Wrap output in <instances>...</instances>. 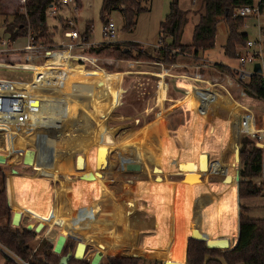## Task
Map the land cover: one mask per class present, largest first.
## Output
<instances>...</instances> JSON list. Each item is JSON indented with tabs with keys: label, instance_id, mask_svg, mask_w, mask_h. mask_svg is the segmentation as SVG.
Listing matches in <instances>:
<instances>
[{
	"label": "trees",
	"instance_id": "obj_1",
	"mask_svg": "<svg viewBox=\"0 0 264 264\" xmlns=\"http://www.w3.org/2000/svg\"><path fill=\"white\" fill-rule=\"evenodd\" d=\"M143 1L144 0H103L101 18L106 24L109 21L107 17L110 15L111 11L120 10L124 19L123 29L126 32H130L136 28L138 16L148 11ZM254 1L255 0H203L204 12L201 13L199 22L194 27L192 41L189 44H184L182 39L185 27L189 22V11L183 10L180 7L179 0H171L170 12L160 23L161 44H163V46L158 49L159 55L148 54L142 49L136 54L135 47L139 48V43H129L128 47H122L120 44L113 42L91 47L84 55L97 58L112 57L118 60H161L169 63L175 62L179 54L192 53V55L197 58L201 52L215 48L218 25L224 22L228 31L227 41L224 45V53L230 58H235L237 46H245L249 39L248 33L241 30L246 17L235 16V10L240 7L253 5ZM61 3L62 0H26L25 3L20 0L18 8L13 13V20L5 25V31L9 34L10 42L13 43L21 37L31 35L33 37V44L36 46L42 44L49 46L56 45L53 35H50L48 30L47 12L53 4L62 5ZM76 3L79 4V0H76ZM260 4L264 8V0H262ZM6 9L8 13V6H2L0 0V28L3 26L1 16L6 14ZM91 31L92 26L87 25L85 30L87 39L91 36ZM167 39H169L170 42H166ZM21 55V53L6 54L0 57V61L4 62V64L9 67L16 68L24 62ZM68 63L69 53L66 50L57 51L48 55L46 70L42 71L37 68H27L20 75H17L15 79L12 80V86L16 92L17 101L23 104L24 108H27L37 99H50L58 96L68 73ZM216 67L220 68L222 71H230L229 66L221 63H216ZM75 74L83 79L91 81L84 69ZM110 75L111 74H107V77ZM199 81L202 90L192 92L191 95L195 110L198 112L199 117H204L208 106L210 107L211 105L223 107L226 111L225 113H232L234 110L233 107L240 105L237 99L224 100L222 98L210 97V93L219 84V81L203 78ZM115 95L116 93H110V96L115 97ZM242 100L243 102L245 101L244 108H247L243 113L251 111L250 109L256 110V108L260 107V103L264 102L263 75H251L248 83L244 84ZM14 106L15 104L9 106L11 112L10 118L5 121H0V137L4 134L7 135L9 145L13 148L8 155L3 156L4 162L7 164L13 160H24L28 154H32L31 162L28 165H36L39 169L38 171H40L45 168L50 159H42L40 156L36 155L40 147L36 122L40 125H44V122L49 119L48 116H50L51 113L42 112L37 117L26 120L22 113V108L17 110ZM96 109L98 110V108ZM98 112L101 116V130L104 127L102 125H104V118L107 110H98ZM243 113L239 114L241 116V125ZM227 117L229 121H232V118L228 115ZM50 119L52 118L50 117ZM50 119L48 123H53ZM226 124L224 126H226ZM224 126L222 125V128H224ZM241 130L242 126L239 131L242 137L240 136L234 151H230V149L224 150L222 147L214 149L215 153H219L221 149L225 151L226 154L224 153L221 158L218 154L212 155V153L200 149L193 155L185 156L178 161L171 160L163 162L164 167L161 164L155 165L154 169L156 168V172H162L163 168L166 167L176 169L177 165L188 167L189 172L192 174L187 178V181L194 183L198 181V176L194 175V172L217 173L222 179L221 190L225 189L226 186L230 188L228 208L218 216V221L220 219H226L229 221V227H231L229 235L216 236L215 233L217 232L216 228L218 222H214V229L212 232L205 234L200 229L195 215H192L191 220L194 230L191 231L193 234L188 238L185 259L178 260L181 255H178L179 257L174 255L176 259L168 255L164 261H155V264H224V262L227 264H264V218H251L248 215L249 209L243 204L237 205L235 202L237 197H258L264 194V181L260 184L256 181L258 178H264V148L258 147L257 140L251 135H244ZM229 132L230 131H222L221 136H227ZM35 143H39V146L37 145L35 149L29 148L28 145H33ZM64 144L65 143L62 142V155H67L64 151ZM239 146H242L240 151L237 149ZM86 147L88 148V146L84 148L83 146L81 147L71 143L69 144V154L74 157L76 156L77 172L85 176L90 174L93 170H96L98 173L97 182L93 191H82L85 197L89 195L90 201L95 207V215L90 219H78L76 214L73 218V212L79 210L80 206L85 202H81L80 200L81 205H79L77 209V204L73 201L74 204L70 203L64 213L55 221V225L57 224L61 227L64 235L74 234L82 240L84 239L77 246L75 252L77 258L86 256V245L84 243L86 240H89L90 243L98 247L99 251L95 252L92 257H89L93 264H98L102 253H108L110 251V254H114V252H118L116 249H103V246L105 244L104 242L112 238L113 235H117L120 231L114 234L101 232V235L98 234L97 231L98 237L96 239L89 235V237H86L85 235V228H93L94 231L98 230L96 227L99 225L97 224L99 216L110 211L106 201L109 183L100 176L104 167L103 158L107 155L106 148L95 146L97 155H95L96 159L92 160L88 155ZM5 171V166L0 164V220H6L4 224L0 223V244L29 264H59L62 256L58 255V253L62 250L65 240L64 237H61L57 253H55L54 248L56 243H54V240L56 236L54 235L55 231H52L54 229H51L47 233V237L37 241V233L34 229H28L22 222L19 226H14L12 224L14 216L12 208L17 212V202L19 200H29L37 195L36 181L40 178L39 172L35 175H23L13 172L10 175L9 184L7 186ZM67 178L72 189L79 187L76 181L69 177ZM187 185L189 186H176L172 184V182H169L168 186H164V189L172 194L174 202L177 203L176 205L183 208L185 211L190 209V194L194 191L193 184L188 183ZM75 198L76 197H73V199ZM43 209L44 213H37L33 216L35 220L39 221L37 224L39 230H41L42 223H48V219L50 218L47 208L45 207ZM172 210L173 209L169 208L162 213L160 217H171ZM236 210L240 211L238 223V219L235 218ZM68 215L70 217H68ZM20 218L18 214L16 217L17 223ZM69 244L70 241H67L63 251L70 249ZM0 255L5 256L6 264H20L4 249L0 248ZM143 260L144 258L142 256H115L106 258L104 264H141ZM70 264L91 263L84 260H70Z\"/></svg>",
	"mask_w": 264,
	"mask_h": 264
},
{
	"label": "rangeland",
	"instance_id": "obj_2",
	"mask_svg": "<svg viewBox=\"0 0 264 264\" xmlns=\"http://www.w3.org/2000/svg\"><path fill=\"white\" fill-rule=\"evenodd\" d=\"M102 1L103 0H79V4L70 3L57 5V9L54 14L52 8L48 9L47 26L50 35H53V39H55L56 42V45H51L50 47L57 48L62 43H69L71 40L64 35L65 32L75 30L83 34L86 30L87 24L92 26L91 36L89 37L90 41L88 40V43L101 45L103 43L110 42L109 39L103 35V27L105 23L101 18ZM6 2L7 0H1L2 6H4ZM179 2L180 6L183 9L189 11V22L185 27L182 39V42L184 44H189L192 41L194 27L199 22L201 13L204 12L203 0H179ZM170 3L171 0H144L143 4L145 7H147L148 11H145L138 16L137 26L134 30L130 32H126L123 29L124 19L122 12L120 10L111 11L107 19L112 20L116 24L117 31V39L113 43H118L122 47H128L129 43H139V48L135 47L136 54L140 49H142L148 54L159 55L158 49L163 46V44H161L160 23L170 12ZM8 8L9 13H7L6 9V14L1 16L3 27H5L8 22H11L13 20V14L11 13L14 9L16 10L18 8V3L10 0ZM261 21H264V17L261 18ZM258 24L259 22L255 16H248L246 17L244 24L241 27V30L248 33L249 39L256 40L259 36ZM4 32L5 30L1 28L0 33L2 36ZM227 37L228 31L226 24L224 22H221L219 23L217 29L215 48L201 52L198 58H195L192 53L179 54L176 60L180 63H186L189 65L179 69H184L187 71V73L184 74L183 78L177 80L172 81L168 79V83L171 84L172 92L177 89V91L180 92V96H191L192 92L202 90L199 80L203 77V79H212L216 80L217 82L219 81L220 83L222 79H224L225 75L228 74L230 76L225 79L223 84L224 88L220 89H223L222 95L225 96L222 99H237L239 101L240 105L234 106V112L232 111V113H225L226 111L221 106L219 107L211 105L210 107L208 106V109L206 110V115L204 117H199L198 112L196 110L191 108V106L187 107L186 103H184L182 104L184 109L182 110L180 115L177 114L178 112L176 114H172L170 115V117H168L167 121L165 122L164 127L170 129V131H162V133H164L163 141L157 142V139H155V137H149L150 139H147V132L142 133V131L138 130V128L141 126L140 114L144 105H147V100L152 98L151 102L153 101V103H155L153 89L154 87H156L155 85L158 82L157 78L146 76L141 73L140 70L145 69L142 67L143 65L141 62H132L131 64L129 62L124 63L123 61L112 57H101L99 65L104 68V70H106L107 74H122V79L118 83L120 88L119 92L122 95L121 98H115L116 96H110L109 99L105 100L104 104L102 105L101 110H110L109 115H107L105 118V125H102L104 127L101 130H98V127L101 125L97 124L98 120H96L94 124V120L92 121L90 119V111H88L86 107H82L83 105H79L81 107L76 110V112L71 118H68L65 121H57L56 119L59 118H56L54 113L51 112L52 114L48 117L49 119L50 117L52 118L50 120L53 121L54 124L48 123L49 119L44 122V125H40L36 122V127H38V139L40 143V157L42 159H46V154L51 151L52 148H54L53 146L55 144L57 145L62 142L63 139L66 140L63 147L69 146V143H71L73 140H75L76 142L77 140H79L81 142V147L83 145V147L85 148V145H88V148H86L88 150V155L92 160H95V155H97V150L95 146H102L106 148L107 155L103 158L104 167L100 176L109 183V191L107 192L108 197L106 201L111 205L109 204L108 208H112L114 204V206H116L117 208V211L113 212L112 216L107 215V213H103L102 215H100L98 218L99 220L97 222V224L99 225L98 227H96L98 228V230L94 231L93 228H85V235L86 237L91 236L92 238L96 239L98 237V234L101 235V232L106 234H114L117 233V231L120 232L117 235H113L112 238L104 242L105 244L103 246V249L106 248L108 250L111 248L118 250V252H114V254H110V251L108 253H102L98 264H104L106 258L108 257L135 255L142 256L144 258L141 264H155V261L153 259L151 260L143 256L142 254L135 253L137 251V248L135 247L136 241L134 239L135 231L132 227L129 226L130 220L136 218V212L140 211V208L142 207V201L140 200L139 196L142 193L140 185L141 180L144 176L146 177L147 174H151L150 176L154 178L153 180H151V182H153L154 184H161L164 180L165 182H168L169 180H185L189 178V176L192 174L191 172H189L188 167L177 165L176 169H170L167 167L163 168V162H168L171 160L178 161L184 158L185 156L193 155L196 151L200 149L206 150L212 153V155L218 154L221 158L225 153L223 149H230V151H234V148L237 146L238 140L242 135L239 132V125L241 122L239 110L245 109V101L243 102L242 99L244 94V84L248 83L249 77H246L242 81H240L237 77V74L239 73L241 68L239 61L237 60V52H243V46H237L235 58H230L226 56L224 53V45L226 44ZM3 38L6 41H9V36L7 34H4ZM17 40L12 45L13 49L22 51L27 47L29 37H21ZM166 42H170V40L167 39ZM42 45L49 46L46 44ZM12 46L9 42V47ZM89 49L90 48H84L73 51L74 57L81 55L85 52L87 53ZM21 56L24 62L30 63L29 66H33L31 65V63L41 64L42 62H44L42 58L43 56L38 55L37 53L29 54L28 58L25 56L24 53ZM27 59L28 61H26ZM74 61L73 63L75 65ZM215 62L228 65L230 67V71H222L220 70V68L216 67V64L214 67L213 63ZM258 62L262 65L264 76V52H262V57L259 58ZM47 63L48 60L44 64V66L35 67L43 71L47 69ZM26 64L27 63H22L21 65H18L16 67V75H20L22 73L21 68L26 67ZM70 64L71 61L69 59L68 68ZM200 64H209V66L201 68V74L203 77L197 79L196 77H199V73L197 72L198 68L192 66H198ZM244 68L248 73L253 70L252 65H246ZM4 69H7V72H5L6 78L8 79V82L12 84L11 74L15 68L12 67V69H9L8 65L0 61V77L3 75ZM67 75L71 74L68 72ZM2 81L4 80L0 78V82ZM85 94L86 95L83 98L88 101L87 105L90 109L91 104H93V102L95 101H92L93 93ZM211 95L212 94L210 93V97H212ZM9 97L13 99V95ZM260 104V107L256 108L255 110V112L257 111L256 114H258V116V112L264 111V102H261ZM250 110L254 111V109ZM61 112L62 111L59 110L56 112V114H59ZM87 112L89 113V115L87 114ZM122 115L136 116V119L135 117H123ZM227 115L232 118V121H229ZM144 120L146 122V119ZM55 124H58V128H56ZM225 124L226 126H224ZM222 125L224 126V128H222ZM260 126H262V124H260ZM222 131L230 132L227 136L222 137ZM257 141V146L264 148V142H261L258 139ZM1 143L5 144V147L9 150V140L7 139V135L4 134L0 138V145ZM39 143H35L36 145L33 144L28 146L31 149H35L37 145L39 146ZM219 147H222L223 149H221V151L219 150V153H215L214 149ZM240 147L242 148V146H239L237 148L238 151H240ZM3 152L5 153L4 150ZM75 159L76 156H73L71 162L72 164H74ZM123 160H138V162H141L142 160L143 164L146 166V170L139 169L140 172L135 171L132 169H128V165H125V168H123ZM157 164L163 165L162 172H156V168L154 169L155 165ZM69 165L70 159L60 158V161L57 165L58 173L56 178L45 176L39 173V177L44 178L46 181L45 184L48 186L47 188L49 195H47V198L49 199V203L51 200V206H53L55 208V211L57 210L59 213L62 212V210L64 209L63 206L65 205V203L68 205L70 203H73L74 201V203L77 204L76 208L78 209V206L81 205V202L87 200L84 192H82L83 182H85L86 180L84 179L85 175L79 172H65V170H68ZM4 166L6 169L5 174L7 177V186L9 184L10 175L13 172H17L18 174L23 175H35L38 173L39 170L36 165L29 166L23 163V159L17 161H10L7 164H4ZM66 176L76 181L78 184L77 186H79V188L74 190V192H76L74 196V192L72 191V189L64 186L67 183L66 179H68ZM215 176L216 178L218 177V175ZM256 181L258 184H260L262 181H264V178H258L256 179ZM188 183L194 184V182ZM46 185H41V190L45 191L44 188H46ZM70 190L72 191L71 193ZM163 191L165 192V189H163ZM73 197L76 198L73 199ZM166 200L168 199L165 198V201ZM156 203L158 205V201ZM21 207L23 206L21 205ZM12 210L15 211L13 208ZM77 211L78 210L73 212V218L76 216ZM38 212L44 213V209ZM24 215V220L22 221L23 225L28 226L31 223L36 222L35 220H33V217H29V215L27 214ZM68 217L70 216L68 215ZM5 222V219L0 220L1 224H4ZM49 222L50 223L44 222L42 223V225L40 224L41 230L38 229L37 225L33 228L37 233V241L42 240L44 237H47V233L51 229H54L52 231H55L54 235L56 236V239L54 240V243H56L60 235H64L59 225H55V223H52L51 220ZM71 235L72 237H70ZM71 235H64V246L67 241H70V249L64 251L62 250V252L58 253V255L64 256L68 252L72 253V256L75 255L77 246L84 239L82 240L80 237L74 234ZM131 236L132 240L130 239ZM84 243L86 245V256L82 259L72 258L71 260H84L93 264L90 261L89 257H92L95 252L99 251V248L90 243L89 240H86V242ZM1 249L4 248L1 247ZM4 250L12 258H17L16 256L12 255V253L8 250ZM16 261H18L20 264H25L22 263L20 260ZM0 264H6V258L4 255H0ZM224 264L227 263L224 262Z\"/></svg>",
	"mask_w": 264,
	"mask_h": 264
},
{
	"label": "crops",
	"instance_id": "obj_3",
	"mask_svg": "<svg viewBox=\"0 0 264 264\" xmlns=\"http://www.w3.org/2000/svg\"><path fill=\"white\" fill-rule=\"evenodd\" d=\"M11 1L17 2L18 4L20 2V0H11ZM9 2L10 0H7L5 5L8 6ZM14 11L15 9L12 11V14L14 13ZM1 28L5 30V27L2 26ZM4 34H7L9 36V34L6 31L4 32ZM4 34L2 36L0 33V37L3 38ZM3 40L5 39L3 38ZM8 40L10 42V37ZM13 43L10 42V45L12 46ZM91 45L96 46L95 44H91ZM100 59L101 58L91 57L86 55V58L83 61L84 63L83 68L87 72L91 81L87 79H83L78 75H76L75 73H71V75H67L59 95L50 99L40 98L32 102V104H30V106L28 107V110L25 115L26 116L25 119L31 120L37 117L42 112L44 113L53 112L55 117L59 118L56 119L57 121L59 120L65 121L66 119L71 118L76 112V110L83 105L82 107H86V109L90 111V116H91L90 119L92 121L94 120V124L95 121L98 120L97 124L101 125V116L98 110L103 111L101 110L102 105L104 104L105 100L109 99L110 93H116L115 98L117 97L121 98L122 95L119 92L120 88L118 83L122 79V74L114 73L111 74L109 77H107L106 70H104V68H102L99 65V62L101 61ZM121 61H123L124 63L129 62L131 64L132 62H136V63L141 62L143 65L142 67L145 69L140 70V72L146 76L157 78L158 82L155 85L156 87H154L153 89L155 103H153V101L151 102L152 98L147 100V105H144L140 114L141 126L138 128V130L142 131V133L147 132L146 133L147 139H150L149 137H155V139H157L156 140L157 142L163 141L164 133H162V131H170V129L164 127V124L167 121L168 117H170V115L176 114L177 112H178L177 114L180 115V113L184 109L182 105L184 103H186L187 107L191 106V108L195 110L194 101L192 100V97L190 95L180 96V92L177 91V89L174 90V92H172L171 84L168 83V79L173 81L183 78L184 74H186L187 71L184 69L180 70L179 68H184L185 66H189V65L186 63H180L177 60L176 62L173 63H169L161 60H156V61L121 60ZM42 64L43 62L41 64L31 63V65L33 66H29L30 63H27L26 67L21 68V72H24L27 68H36L35 66H40ZM213 64H216V62ZM192 67L198 68L197 72L199 73L198 74L199 77H196L197 79L203 77L201 74V67H199V65L198 66L193 65ZM9 69H12V67H9ZM5 72H7V69L3 70V75L0 77L2 78V80H4L0 82V109H3L0 110L2 112V115L0 116V121H5L10 118L11 112L9 106L16 104L15 101L11 99L9 96L13 95V97L17 100L16 92L13 89L12 84L8 82ZM18 72H19V68H18ZM229 76L230 75L228 74L225 75L224 79H222V81L212 90L211 92L212 97H219V98L225 97L222 95L223 89L220 88H224L223 85L224 81ZM85 93H93L92 101L94 100L95 101L90 106V109L92 110L88 108L87 105L88 101H86L83 98L86 95ZM96 108H98V110ZM59 110H61L62 112L56 114V112ZM242 111L244 112L246 111V109H240L239 114L240 112L243 113ZM250 112H252L255 115L258 127H263L264 111L258 112L259 116L258 114H256L257 111L255 112V110L254 111L251 110ZM109 113L110 110L108 109L105 118L107 115H109ZM87 114L89 115L88 112ZM122 116L135 117L136 119V116H129V115H122ZM105 118H104V125L106 121ZM144 119H146V122ZM260 124H262V126H260ZM55 125L56 128H58V124ZM239 126L241 127V124ZM99 129L100 126L98 127V130ZM252 137H254L256 140L258 139L259 141L264 142V131H257L252 135ZM65 141L66 140L64 139L62 140L63 143H65ZM62 142H60L57 145L55 144L53 146L54 148H52V150L48 152L49 155L48 153L46 154L47 158L50 160L48 164L45 166V168L38 171L39 173L45 176L56 178L58 173L57 165L58 162L60 161V158L70 159L69 168L67 171L65 170V172L67 173L77 172L76 160L74 164L71 163L73 156L69 154L70 153L69 146H66L64 148V151L67 153V155H62ZM71 143H74L78 146H80L81 144L79 140H77V142L73 140ZM3 150L5 151V153L3 152ZM12 150L13 148L10 145L8 150L5 147V144L1 143L0 156L3 157L8 155ZM36 155L40 156V148L37 150ZM31 158H32V154H28L23 160V163L26 161L27 164H30ZM122 165L123 168H125V165H128L129 166L128 169H132L139 172H140L139 169L146 170V166L143 164L142 160L141 162L140 161L138 162V160L136 161L123 160ZM193 174L198 176V181L193 184L194 191L192 194H190L191 202H190V209L188 211H185L183 210V208H180L179 206L176 205L177 203L174 202L173 196L170 192L166 190L165 192L163 191L164 186H168L169 182H172V184H175L176 186L177 185L189 186L187 185L188 184L187 179L169 180L168 182H165L164 180L163 181L164 185H163V183L154 184L153 182H151V180L154 179L153 177L150 176L151 174H147L146 177L144 176L142 178L140 185L142 193L139 196L140 200L142 201L141 203L142 207L140 208V211L136 212L137 215L136 218L130 220V225H129L135 231L134 239L136 241L135 247L137 248V251L135 253L142 254L146 258H149L151 260L153 259L154 261H160V260L164 261V259L168 255H171V258L176 259L174 255H178V254H181V257L178 260L185 259L188 238L193 234L191 231L194 230L193 222L191 220L192 215H195V217L197 218V223L203 233L205 234L211 233L212 230L214 229V222H218V226L216 228L217 232L215 233L216 236L230 234L231 227H229L228 224L229 221H227L226 219L224 220L220 219L218 221V216L228 208L229 205L228 197L230 195L229 193L230 188L226 186L225 189L221 190L222 179L219 176L216 178L215 175H218L217 173L194 172ZM66 182L67 183L64 186L72 189L67 179ZM45 183L46 181L44 178H39L36 181L37 195L29 200H19L17 202L16 211L18 213H22L21 222L24 220V216H25L24 214L29 215V217H33L37 213H40L38 211L46 207L47 212L50 215L49 219L52 221V223H55V221L64 213L65 209L70 205V204L67 205L65 203L62 212L59 213L57 210L55 211V208L51 206L52 205L51 200L49 203V199L47 198L49 192L47 188L48 186ZM41 185H46V188H44L45 191L41 190L40 188L42 187ZM165 198H167L168 200L165 201ZM157 201H158V205L156 203ZM235 202L237 205L243 204L244 206H246L249 209L248 215L251 218L254 219L264 218V194L258 197H247V198L237 197ZM19 203L23 207H21ZM109 204L110 203H108V205ZM169 208L173 209L172 216L168 218H161L160 215L165 211H167ZM108 209L110 210L107 212V215L109 216H112L113 215L112 213L117 211V208L116 206H114V204L112 208H108ZM235 214H236L235 218L238 219L237 220L238 223L240 211L236 210ZM33 220H35L34 217ZM50 220H48V223H50L49 222ZM234 223L236 224L235 221ZM130 239L132 240V236L130 237Z\"/></svg>",
	"mask_w": 264,
	"mask_h": 264
},
{
	"label": "built area",
	"instance_id": "obj_4",
	"mask_svg": "<svg viewBox=\"0 0 264 264\" xmlns=\"http://www.w3.org/2000/svg\"><path fill=\"white\" fill-rule=\"evenodd\" d=\"M24 3L26 0H22ZM261 1L262 0H255L253 5L250 6H244L240 7L235 10V16H241V17H248V16H255L259 22L258 28H259V36L256 40H251L248 39L247 43L245 46H243V52H237V60L239 61V64L241 65L240 71L237 74V77L239 78L240 81L244 80L246 77H251L253 75V70L248 73L245 70L246 65H252L254 68V65L256 63H259V58L262 57V52H264V21H261V18L264 17V8L261 6ZM70 3H76V0H62L61 4H70ZM50 8L53 9V14L55 13L57 9V4H53ZM247 26V25H246ZM67 38H69L71 41L69 43H62L59 45L57 48H52L50 46H45V45H34L33 44V37L29 35V43L25 49L22 51L12 49L9 47V41L3 40V38L0 37V57L6 54H9L11 52H19L21 54H25V56L28 58L29 54L32 53H37L38 55H42L43 57V64L40 65L39 67L43 66L47 62L48 55L53 52L57 51H64L66 50L69 53V59L71 61V64L73 66L74 63L73 61L77 59L79 63L83 66L84 63L83 61L86 58V55L81 54L76 57H74L73 51L77 49H84V48H91L94 47L90 43H88V39L85 36V32L81 34L79 31H67L64 34ZM103 35L109 39L110 42L112 43L115 42L117 39V31H116V24L112 21L109 20L108 23H106L103 27ZM97 46V45H96ZM28 61V59L26 60ZM27 63V62H23ZM209 64H204V65H199V67H208ZM212 66V65H210ZM215 67V64H213ZM263 75V74H262ZM264 77V76H263ZM13 100L15 101V109H21L22 108V113L25 116L26 112L28 110L27 108L23 107V104L18 102L14 97ZM15 113V112H14ZM2 115V112H0V116ZM26 117V116H25ZM242 132L244 135H253L257 131H264L263 127H258L256 117L255 115L247 111L242 114ZM0 246L6 250L3 245L0 244ZM0 247V248H1ZM9 252L12 253V255L16 256L17 258H14L15 260H20L22 263L29 264L28 262H25L21 260L15 253L12 251L8 250Z\"/></svg>",
	"mask_w": 264,
	"mask_h": 264
},
{
	"label": "bare ground",
	"instance_id": "obj_5",
	"mask_svg": "<svg viewBox=\"0 0 264 264\" xmlns=\"http://www.w3.org/2000/svg\"><path fill=\"white\" fill-rule=\"evenodd\" d=\"M84 68L83 67H75L72 64L69 65L68 68V72L71 73H78L80 71H82ZM16 69H14V71L11 74V79H15L16 77ZM86 180L83 183V190L87 191V192H92L93 189L95 188L96 182H97V178H98V173L96 170H93L90 172V174H88L87 176H85ZM79 188V187H77ZM77 188H73L72 191L74 192L75 189ZM71 191V192H72ZM76 192L73 193V196L75 195ZM86 201L84 202L83 205L80 206L78 213H77V218L78 219H90L95 215V207L93 206V204L90 201L89 195H86ZM42 218V217H40ZM36 222L33 223L35 226L38 224V220H35Z\"/></svg>",
	"mask_w": 264,
	"mask_h": 264
},
{
	"label": "water",
	"instance_id": "obj_6",
	"mask_svg": "<svg viewBox=\"0 0 264 264\" xmlns=\"http://www.w3.org/2000/svg\"><path fill=\"white\" fill-rule=\"evenodd\" d=\"M74 62H75V67H79V66H80V67H83V66L79 63V61H78L77 59H75ZM253 74H259V75H262V74H263L262 65H261L260 63H256V64L254 65V68H253ZM241 149H242V148L240 147V150H241ZM24 163H25L26 165H28V164L26 163V161H25ZM0 164H2V165L5 164V162H4V157H2V156H0ZM84 179H86L85 176H84ZM18 214L20 215L21 218H20L19 222L17 223V221H16V217H17ZM21 219H22V214H21V213L14 212V216H13L12 224H13L14 226H19V225L21 224ZM27 227H28V229L32 230V229L35 227V225H34L33 223H31V224L28 225ZM61 237H64V238H65L64 235H60V236H59V238H58V240H57V242H56V244H55V248H54V252H55V253H57L58 246H59V241L61 240ZM70 237H72V235H71ZM64 243H65V240H64ZM64 243H63L62 250H63V248H64ZM62 250H61V252H62ZM59 253H60V252H59ZM72 258L77 259L76 254H75L74 256H72V253H68V254L62 256V258H61L59 264H70V260H71ZM78 259H79V258H78ZM81 259H82V258H81Z\"/></svg>",
	"mask_w": 264,
	"mask_h": 264
}]
</instances>
